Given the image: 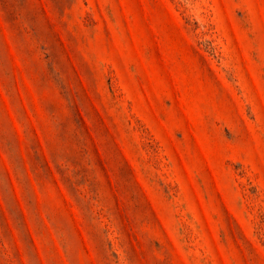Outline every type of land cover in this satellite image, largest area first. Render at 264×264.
Here are the masks:
<instances>
[{
  "label": "rangeland",
  "instance_id": "374dc122",
  "mask_svg": "<svg viewBox=\"0 0 264 264\" xmlns=\"http://www.w3.org/2000/svg\"><path fill=\"white\" fill-rule=\"evenodd\" d=\"M0 264H264V0H0Z\"/></svg>",
  "mask_w": 264,
  "mask_h": 264
}]
</instances>
